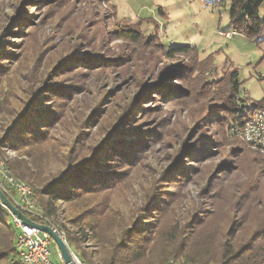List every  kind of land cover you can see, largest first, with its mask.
<instances>
[{
	"label": "rangeland",
	"instance_id": "1",
	"mask_svg": "<svg viewBox=\"0 0 264 264\" xmlns=\"http://www.w3.org/2000/svg\"><path fill=\"white\" fill-rule=\"evenodd\" d=\"M193 2L0 0V44L14 55L3 64L2 70L11 72L3 86L9 87L15 109H21L32 91L53 79L56 90L73 82L84 85L85 92L73 100L52 96L58 92L48 94L65 108L63 122L52 126L50 133L67 145L77 133H86L91 151L117 128L126 135L132 125L143 126L150 132L145 134L147 144L118 178L113 195L120 190L118 204L128 201L142 207L159 189H170L177 198L158 200L162 208L175 207L162 209L169 220H190L206 213L209 227L215 229L231 225L236 209L249 207L252 215L255 211L256 205L247 200L256 196L259 181L254 164L262 167L264 154L242 143L244 138L226 123L223 110L211 113L229 100L234 102L230 87L234 70L240 82L237 103H264V31L258 39H245L239 33L226 38L233 31L228 0H195L199 12L205 13L198 23L194 19L199 12L169 16ZM259 11L264 18V3ZM129 28L141 35L138 41L121 37ZM82 57L83 62L98 59L102 64L92 74L77 73L74 61ZM56 67L65 68L62 75L55 76ZM159 80L163 82L152 87ZM50 103V109L57 104ZM89 118L93 121L86 123ZM197 136L214 138L221 146L204 147ZM64 149L66 155L68 148ZM3 152L6 159L17 155L11 148ZM181 169L184 178L172 182L174 170ZM236 184L244 185L241 191ZM245 189L249 194L242 198ZM73 213L69 210L68 217ZM51 259L62 262L54 242Z\"/></svg>",
	"mask_w": 264,
	"mask_h": 264
},
{
	"label": "trees",
	"instance_id": "2",
	"mask_svg": "<svg viewBox=\"0 0 264 264\" xmlns=\"http://www.w3.org/2000/svg\"><path fill=\"white\" fill-rule=\"evenodd\" d=\"M228 1L232 30L249 39H258L264 31V18L259 11L264 0ZM122 32V38L138 41L141 37L135 29ZM13 56L10 47L0 44V155L6 159L5 148L17 152L13 158L6 159L7 166L17 179L33 188L45 217L52 223H61L68 245L81 259L90 264H167L172 258L191 264H264V165L254 164L259 182L254 188L255 198L247 200L256 205L254 215L249 207L246 211L244 206L236 209L228 227L210 228V217L206 213L190 220H169L162 209L173 211L175 207L162 208L158 200L177 198L178 193L170 189H159L142 207L128 201L118 204L115 198L120 196V190L115 198L113 196L118 178L141 156V148L147 144L145 134L150 132L143 126L132 125V130L123 135L122 128H117L114 131L117 133H110L91 151L90 146H86V133H77L70 145L58 141L50 128L63 122L65 108L60 106L62 101L57 102L59 99L55 98L51 101L48 94L58 92L52 96L73 100L85 92L84 85L73 82L56 90L57 82L53 79L32 91L21 109H15L9 87L6 90L3 86L11 72L2 70L3 64ZM83 58L74 61L79 66L75 72L80 74L83 71L92 74L96 66L102 64L98 59L83 62ZM64 69L54 68L55 76L62 75L60 72ZM230 77L234 102L229 100L218 107L219 110L212 111L211 116L223 110L227 115L226 123L232 128L242 126L262 105L261 101L237 103L238 71H232ZM162 82L151 85L155 87ZM49 100L50 104L57 103L52 105L53 109L47 104ZM91 121L93 119L89 118L86 123ZM197 138L204 147L221 146L214 138ZM64 147L68 148L66 155ZM75 149L80 150L74 154ZM86 151L88 155H84ZM175 171L176 177L171 180L174 183L184 178L185 170ZM246 184L254 183L247 181ZM235 186L241 191L244 185ZM214 189L215 185L212 197L217 193ZM248 194L249 190L245 189L242 198ZM69 210L75 211L70 217ZM24 213L36 222H43L42 218ZM18 234L12 215L0 205V264H22L16 248Z\"/></svg>",
	"mask_w": 264,
	"mask_h": 264
},
{
	"label": "built area",
	"instance_id": "3",
	"mask_svg": "<svg viewBox=\"0 0 264 264\" xmlns=\"http://www.w3.org/2000/svg\"><path fill=\"white\" fill-rule=\"evenodd\" d=\"M229 33L230 32L226 34V38L228 39L232 38V35H229ZM261 105L262 106L256 109L253 114L245 120L242 126H235L234 128L249 145L264 154V103ZM0 188L16 207L23 212L42 218L43 222L38 223L51 225L67 242L65 231L57 225H54L45 217L44 212L38 205V198L35 195L33 188L27 182L17 179L13 175L7 166L6 159L1 155ZM0 205L7 209L12 215L14 225L19 231L16 248L22 264H63V261L61 263H55L51 259V245L53 244V240L46 232L24 223L2 203L1 199ZM69 249L75 264H90L81 259L70 246ZM59 255L61 257L60 252ZM167 264L191 263L172 258Z\"/></svg>",
	"mask_w": 264,
	"mask_h": 264
},
{
	"label": "water",
	"instance_id": "4",
	"mask_svg": "<svg viewBox=\"0 0 264 264\" xmlns=\"http://www.w3.org/2000/svg\"><path fill=\"white\" fill-rule=\"evenodd\" d=\"M0 199L2 203L10 209V211L18 216L24 223L29 224L38 228L41 231L46 232L56 244L61 257L63 264H75L73 262V258L69 249L67 242L54 230V228L49 224L38 223L28 217L23 211H21L18 207H16L11 200L5 195V193L0 188Z\"/></svg>",
	"mask_w": 264,
	"mask_h": 264
},
{
	"label": "clouds",
	"instance_id": "5",
	"mask_svg": "<svg viewBox=\"0 0 264 264\" xmlns=\"http://www.w3.org/2000/svg\"><path fill=\"white\" fill-rule=\"evenodd\" d=\"M245 2H246V0H245ZM199 8H200L199 4H198L197 2H195V0H194V2L191 3L190 5H187V6L184 8L183 11H177V12H175V13H171V12H170V13H169V16H170L171 18L174 19L176 16L183 15L184 12H188V11H190V12H192V13H198V12H199ZM204 18H205V13H203V12H199V14L195 16L194 22H197V23H198V22H201ZM228 22H230V19H229ZM233 34H237V33H235V32H230V33H229V35H233ZM239 35H240V37L246 39L245 34L240 33Z\"/></svg>",
	"mask_w": 264,
	"mask_h": 264
}]
</instances>
